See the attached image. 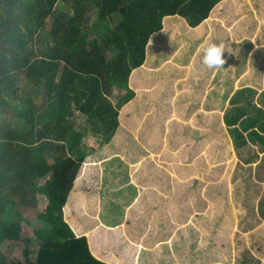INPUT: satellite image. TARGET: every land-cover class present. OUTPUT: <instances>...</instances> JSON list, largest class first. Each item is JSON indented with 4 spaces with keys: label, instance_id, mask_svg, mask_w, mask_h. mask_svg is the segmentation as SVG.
Masks as SVG:
<instances>
[{
    "label": "trees",
    "instance_id": "16d2710c",
    "mask_svg": "<svg viewBox=\"0 0 264 264\" xmlns=\"http://www.w3.org/2000/svg\"><path fill=\"white\" fill-rule=\"evenodd\" d=\"M236 7L234 0H0V264H141L154 246L166 264H188L167 234H175L171 217L179 223L181 206L166 200V174L146 160L152 147L138 141L147 130L138 126L151 121L169 77L187 75L200 27ZM152 56L159 69L148 72ZM77 114L102 125L97 144H83ZM40 195L47 202L37 213ZM217 197L215 205L230 207ZM28 215L46 224L34 230L36 247L21 236ZM233 223L231 210L220 229L230 235ZM214 235L226 237L219 226ZM8 241L22 244L20 258L3 251Z\"/></svg>",
    "mask_w": 264,
    "mask_h": 264
},
{
    "label": "rangeland",
    "instance_id": "374dc122",
    "mask_svg": "<svg viewBox=\"0 0 264 264\" xmlns=\"http://www.w3.org/2000/svg\"><path fill=\"white\" fill-rule=\"evenodd\" d=\"M234 2L236 10L225 8L226 19L211 16L200 27L199 48L187 75L169 77L160 99H149L156 103L147 116L151 121L141 119L138 126L147 129L143 133L148 145L143 133L138 141L152 147L146 160L166 174L168 181L162 188L166 200L181 206L179 223L171 217L175 234H167L179 242L188 264H197L200 255L204 264H264V146L260 142L264 141V0ZM212 23L220 33L210 34ZM173 25L180 35L179 24ZM211 44L223 45V68L209 69L202 63L204 48ZM154 61L152 56L148 72L159 69ZM149 82L146 87L152 86ZM72 121L85 145L97 144L105 135L100 123L81 114ZM77 183L74 193L79 196ZM220 195L229 198L230 207L215 205ZM46 202L42 195L36 197L37 213L44 211ZM231 210L234 223L228 235L220 227L228 222ZM72 215L79 221L80 213L73 210ZM212 219L220 225L213 226ZM28 222L21 223V236L29 237L36 247L34 230L46 224L30 215ZM218 226L219 236L226 234L225 238L215 237ZM159 247L143 254L152 261L147 264H166ZM21 250V243L3 245V251L15 257H21ZM144 258L141 264H146Z\"/></svg>",
    "mask_w": 264,
    "mask_h": 264
},
{
    "label": "clouds",
    "instance_id": "9594fccd",
    "mask_svg": "<svg viewBox=\"0 0 264 264\" xmlns=\"http://www.w3.org/2000/svg\"><path fill=\"white\" fill-rule=\"evenodd\" d=\"M223 45L211 44L204 48L202 63L209 69H220L225 63Z\"/></svg>",
    "mask_w": 264,
    "mask_h": 264
}]
</instances>
